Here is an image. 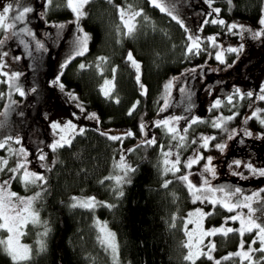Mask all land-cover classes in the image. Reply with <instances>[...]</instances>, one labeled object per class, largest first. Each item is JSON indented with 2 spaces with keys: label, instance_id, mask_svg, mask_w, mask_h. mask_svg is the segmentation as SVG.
<instances>
[{
  "label": "trees",
  "instance_id": "1",
  "mask_svg": "<svg viewBox=\"0 0 264 264\" xmlns=\"http://www.w3.org/2000/svg\"><path fill=\"white\" fill-rule=\"evenodd\" d=\"M215 3L221 9L220 18L228 23L236 22L252 28H257L261 8L264 7V0H233L235 7L231 11L226 0H215ZM42 4L41 0L37 1L26 26L36 34V39L44 43L45 50L37 49L32 37L26 39L28 42L24 46H17L15 41L12 42L21 70L18 84L25 91V96H19L9 87H0V114L7 112L6 115H0V138L7 135L21 138L23 146L33 153L28 157L31 161L29 170L45 174L50 192L45 193L43 200L36 204L40 209L41 221L46 220L51 228L46 238V251L39 252L36 244L39 238L37 233L42 228L28 223L24 227L22 239L30 245L32 258L20 261L19 264H112L109 254L97 240L96 219L107 222L116 233L120 264H189L183 259L188 251L183 247L186 241L184 223L188 210L202 203H193L186 185L171 173L162 175L163 156L159 145L163 144L166 151L169 143L174 145L175 142L170 141L163 134V129L155 127L153 122L165 116L189 115L187 109L192 104L191 115L207 122L189 129L188 140L193 139L194 133L215 134L217 140L212 141V145L217 142L226 144L223 152L211 148V145V150L200 149L205 156L214 157L213 164L217 175L211 180L212 185L222 186L223 182L229 188L239 187L244 196L264 189V177L252 176L244 167V162H247L256 168H264V126L256 119H250L246 124L243 122L244 117L252 111L248 107L251 102L247 97L243 100L234 99L237 107L233 111H238L239 115L228 122L227 127L235 129L239 134L232 140H227L225 133L210 126L211 119L218 114H231L226 97L235 88H240L242 92L253 91V99L259 93L254 79L243 75L246 68L245 52L248 50L243 41L244 36L241 38L229 33L226 25L211 23L197 33L202 38L218 34L217 43L224 48L241 43L244 45L238 58L235 53L225 52L227 64H222L214 58L220 49L207 42L205 46L213 54L212 57L205 52H201L199 56L186 55L185 50L190 42L184 27L166 13L151 6L149 0H91L84 8L87 15L81 20L83 28L91 37L89 50L84 56L75 57L67 63V67L61 70L63 75L60 81L65 89L79 97L76 102L82 103L86 112L96 113L99 124L90 120L84 134L75 135L71 147L52 152L48 147L51 139L43 117V107L51 94L50 79L47 76L51 50L47 47L46 37L42 35L41 29L50 23L70 18L72 12L66 7V0H54L53 5L43 14ZM126 4H131L137 10L143 9L144 13L136 18V31L130 37L123 34L125 29L116 7ZM145 16L147 20L144 19ZM214 16L215 14L212 18ZM202 21L203 19L196 22V29L201 26ZM129 52L141 65L140 83L146 87V95H142L140 83L136 81L137 70L126 60ZM100 56L108 58L107 63L101 65L103 75L95 67L97 57ZM81 63L91 67L81 70ZM113 67L117 69L113 99H106L100 89L105 78L112 79ZM193 68H196L195 72L191 71ZM248 74L252 76L251 70ZM174 77L178 79L173 82L166 96L164 86ZM180 89L185 91L181 92ZM117 97L119 103L114 102ZM217 98L225 102L224 106L209 111L210 105ZM10 99L15 101L11 107ZM165 99L169 107L166 111H160ZM136 101L140 103L129 116L128 111ZM261 102L257 100L255 106L261 107ZM141 122L147 125L145 131L148 137L155 136L157 145L144 144L145 136L138 127ZM184 125L185 121L181 120L177 126L182 129ZM128 130L135 135L122 136V140L114 141L101 135V132L120 135ZM244 130L251 131L253 135H244ZM13 147L19 145L14 144ZM196 147L197 145H191L180 149L181 171L176 176L189 171L183 165ZM41 148L47 153L46 163L52 166L50 172L41 168L40 162L35 159ZM121 155L136 170L130 173L131 182L123 187L124 196L117 198L111 190L113 181L104 178L118 173L115 165ZM0 156L6 157V150H0ZM237 159L242 162L239 168L232 164ZM15 160L14 156L10 158L8 167L14 166ZM203 164L204 161H201L190 170L192 175L189 178L197 186L204 179L201 175ZM234 171L243 172L248 178L233 175ZM9 175L11 174L7 173L4 179ZM167 179H171L173 183L165 189L161 185ZM101 180H104L103 184L100 183ZM11 190L32 195L38 188L30 186L26 190L17 178L12 182ZM72 196H95L98 201L114 204L115 207L101 206L94 211L72 209L68 207ZM203 204L211 207V214L207 215V225L224 223L227 217L236 214L228 212L219 204ZM174 215L177 217L176 227L172 228L170 224ZM227 224L234 229L239 227L238 222L228 221ZM6 234V230L0 229V239ZM254 235L255 232L251 235L245 233L243 237L236 232L217 234L206 237L203 244L215 243L212 254L215 259H221L229 253H235L241 239L245 241L247 249V243ZM256 255L258 257L260 254ZM0 264H14L2 246ZM196 264L213 262L201 257ZM222 264H241V259L233 257L222 260ZM243 264L248 262L244 261Z\"/></svg>",
  "mask_w": 264,
  "mask_h": 264
},
{
  "label": "snow or ice",
  "instance_id": "2",
  "mask_svg": "<svg viewBox=\"0 0 264 264\" xmlns=\"http://www.w3.org/2000/svg\"><path fill=\"white\" fill-rule=\"evenodd\" d=\"M54 0H45V4L48 6L53 5ZM91 0H66V7L71 10L74 14V23L77 24V34L72 41V50L69 53L68 58L64 64L61 65V68L67 67V63L71 59H74L78 56H84L89 48V41L91 39L90 34L85 32L83 27L80 26V21L86 17L87 13L84 11V8L89 4ZM111 2V0H109ZM229 5V11L235 5L233 0H226ZM151 6L157 8L161 13H166L172 20H176L177 23H180L184 27L185 32L187 33V40L190 42L185 50V54L188 56H199L201 52H205L207 56L212 57V53L208 52L205 42L210 44L212 47L220 49L214 55L215 60L219 61L222 64H227L225 60L224 53H235L237 58L239 57L240 52L243 50L244 45L241 43L238 46H229L224 48L223 45L217 43V35L208 36L202 38L198 34L190 33L188 28L184 26L183 20L180 19V13L177 10V0H149ZM205 3L210 8V11L204 14V19L201 26L196 29V33L203 31V27L209 23L226 25L229 33L233 35H239L243 38L244 34L247 33L252 40L264 42V7L261 8V14L258 19L259 27L253 29L250 26L244 24H237L236 22L228 23L224 19L220 18L219 14L221 9L219 7H213L215 0H205ZM119 14V18L122 24V27L125 29L124 36H132L136 31V18L144 15L143 9H134L131 4H126L125 6H116ZM14 8L13 4H8L0 12V29L5 32L11 31V35L23 34L28 37H32L35 40V47L39 50H45V45L39 39H36V34L32 31L31 28L21 27L18 32L16 31L18 24L27 23V15L32 13L34 9L32 7H22V9L17 10L16 13L9 17L8 13L12 12ZM213 14H215L214 18ZM145 20L148 18L145 16ZM5 21H10L5 23ZM58 29L57 39L60 36V32L63 31L64 24L54 25ZM10 37H5L0 39V45H3ZM0 56H7V53H0ZM108 58L104 56L97 57V63L95 67L99 71L100 75H103L102 64L107 63ZM126 60L131 63V65L137 70L136 81L140 83V68L141 65L138 61L135 60L132 53L127 54ZM235 63V61L233 62ZM5 67L2 61H0V70ZM86 67H91L81 63L79 68L81 70L86 69ZM202 67V66H200ZM231 67V65H228ZM116 67L112 68V79H104L103 86L100 91L101 94L106 99H113V91L115 88V74ZM192 72L196 71V68L191 69ZM2 75L8 80H11V83L8 84V80H0V83H6L8 86L17 92L19 96H25V91L16 83V80L19 78V73L12 74L9 76V73L6 71L2 72ZM63 75L61 71L56 78L52 81V84L58 87L62 92L65 89V86L60 81V77ZM178 78H173L172 81H169L168 84L164 86L165 95L169 94L170 89L173 86V82ZM140 88L142 89V95L147 94L146 87L140 83ZM35 91V89H33ZM181 92H184V89H180ZM69 100L79 101V97L74 94V92L69 91L67 93ZM245 97L251 102L248 107L252 109L250 115L245 116L243 122L246 124L250 119H256L261 126H264V109L256 107V101L264 102V86L259 89V93L255 95L253 91L242 92L240 88H235L233 92L226 97V104L229 106L230 115L225 116L223 113L218 114L215 118L211 119L210 126L213 129L221 130L226 134L227 140H232L239 133L235 129H229L227 127L228 122L234 120L236 116L239 115L238 111H233L237 107L234 103V99L238 98L243 100ZM188 99H191V94H188ZM115 103H119V98L114 99ZM15 101L10 99L9 107L14 104ZM139 101H136L131 109L128 111V115L131 116L132 113L136 110V107L139 105ZM225 104L224 101L217 98L210 105L209 111L213 109H220ZM76 108L80 112H86L85 107L82 103H77ZM169 107L167 99H165L164 104L160 111H166ZM193 105L189 104L187 112L189 115L183 116H169L162 118L160 120L154 121V126L157 128L163 129V134L168 136L170 141L175 142L173 145L169 143L167 150L165 151L164 145H159L160 151L162 153V175L167 176L171 173L177 180L183 182L186 185V188L192 197V202L205 203L208 202L213 206L219 204L225 208L228 212H235L236 214L230 217H227L225 224L228 221L233 223L238 222V228L232 227H212L209 229H204L202 221L207 215L211 213H204L203 211L197 209L194 212L188 213V216L184 223V233L186 236V241L183 243V247L186 248L187 254L183 259L189 264H196V261L201 257L206 258L208 261H212L213 264H222V260L226 261L232 259L233 257H239L241 259V264L244 261H247L248 264H264V203L259 199L258 193H252L251 195L244 196L242 194V189L239 187L229 188L227 186H214L211 183L212 179L216 178V167L213 164L214 157L211 155H204V152L200 149L206 151L215 148L223 152L226 147L225 143L217 142L212 145L211 142L217 140L215 134H205L199 133L193 134V139L188 140L189 129L193 128L194 125L199 123H206L207 121L201 119L198 116L191 115V109ZM7 112L0 115H6ZM75 119H79L77 113L72 114ZM86 119L94 120L99 124V117L96 113H90ZM181 120L185 121L184 127L181 129L177 125ZM140 131L144 134L145 140L143 141L147 146L157 145V140L155 136L148 137V133L145 131L147 125L144 122L139 123L138 125ZM50 128L54 130L53 134L57 137L52 143L48 145L49 149L52 152H55L59 148L71 147L72 140L75 138V135H83L85 128L78 127L72 120H68L63 125L59 121H53L50 124ZM244 135L252 136L253 133L248 130H244ZM101 135L108 136L111 140H122V136H133L135 135L131 130H128L120 135L109 134L107 132H101ZM19 145V147H13V145ZM191 145H197L193 150L191 156L187 157L183 167L187 171L183 175L176 176V173L181 171V155L180 149H186ZM0 150H6L7 156H0V173H10L7 179L0 181V229H4L9 234L7 239H0V246L3 247V250L11 257L14 264H19L20 261L30 260L32 258V249L28 245H22L19 242V237L23 235L22 229L28 224L40 226L42 231L38 232V240L36 241L37 248L39 252L46 251V238L51 231V228L48 225V222L41 221L40 209L36 207V204L43 200L45 193L50 194L48 185V179L45 174L38 173L36 171H30L29 165L31 161L28 159L33 153L29 152L22 144L20 137H13L12 135H7L0 138ZM39 154L35 156V159L40 162V167L44 168L46 171L50 172L52 166H50L47 161V153L43 149H39ZM16 157L15 164L12 167H8L9 159ZM174 157V159H173ZM201 161H204V164L201 165L203 171L201 175L204 176L202 184L197 186L189 178L191 169L194 165H199ZM241 160L237 159L232 162L237 168L241 166ZM55 161L53 162V166ZM230 167L232 165H229ZM115 167L118 169V173L115 175H110L104 178V180L113 181L111 190L117 198L124 196L123 187L125 184L130 183V173L134 172L136 169L131 167L125 162L124 156L121 155L120 160ZM244 167H246L252 176L264 177V168H256L252 164L244 162ZM7 169V172H5ZM233 175H238L241 178L247 179L248 177L244 176L243 172H233ZM19 181L25 189L27 190L30 186H35L38 188L32 195L29 196H20L18 193L11 191V184L13 181ZM104 180H101L100 183H104ZM173 181L171 179L164 180L162 187L167 189ZM174 195V194H173ZM256 203L259 207L254 208L253 204ZM107 207L113 208L114 204L98 201L95 196L83 197V196H72L68 207L72 209H85L88 211H94L97 207ZM247 209V213L243 211ZM177 217L174 215L172 217V222L170 227L175 228ZM195 225V231L199 233L198 236H194L193 231L189 230L187 225ZM95 227L97 228L98 235L97 240L100 245L104 248V251L107 252L111 258L112 264H120L119 261V244L117 242L116 233L108 228L107 222H101L99 219L95 220ZM236 232L240 237H243L245 233L251 235L255 232V235L252 236L251 240L247 243V249H245V241L241 239L239 248L235 253H229L227 256L221 259H215L213 252L215 251V243L209 242L207 245L203 244V240L206 237H212L217 234L227 235L228 233ZM259 244V247L256 245ZM205 248L207 249L205 251ZM257 253L260 255L257 257Z\"/></svg>",
  "mask_w": 264,
  "mask_h": 264
},
{
  "label": "rangeland",
  "instance_id": "3",
  "mask_svg": "<svg viewBox=\"0 0 264 264\" xmlns=\"http://www.w3.org/2000/svg\"><path fill=\"white\" fill-rule=\"evenodd\" d=\"M37 1L38 0H0V12H2L3 8L7 6L8 4H13L14 5L13 11L8 13V16L12 17L16 13V11L22 9V7H32L34 9ZM41 1L43 2V4L41 5V8L43 9V12H42L43 14L50 6L45 4V0H41ZM213 7H219V6L215 3ZM57 9L58 8H56V10ZM177 10L180 13L179 18L183 20V24L188 28L189 32L197 34L196 33V22L204 19V14L209 12L210 8L205 3V0H177ZM31 14L32 13L27 15V23L31 17ZM73 21H74V14L72 13V16L70 18H67L65 20H60L58 22L50 23L46 27H43L41 29L42 35L46 37L45 39H46L47 47L51 50V60L49 62L48 69H47V76L50 79L49 84L51 86V92H50L51 94L43 107V117L48 126V130H49L48 132L50 135L51 143L57 138L53 134L54 130L50 128L51 122L59 121L63 125L68 120H72L73 123H75L78 127L85 128L86 126L89 125V122H90V119H86L85 117L88 114L92 113L89 111L80 112L79 109H77L75 106L77 102L75 100H69L67 96V93L69 92V90L64 89V91L62 92L58 87L52 84V81L56 78V76L62 70L61 65L65 63L66 58H68L69 53L72 50V41L77 34V24H75ZM7 22H10V21H5V23ZM27 23L18 24L16 31L18 32L19 28L21 27H27L26 26ZM56 24L65 25L63 31L60 32V36L58 39H57L58 29L54 27V25ZM80 26L83 27L81 21H80ZM258 27L259 25L257 26V28ZM253 29H256V28H253ZM11 31L12 30L5 32L2 29H0V39H4L5 37H10L6 39L3 45H0V53H4V52L7 53V56H0V61H2L3 64L5 65V67L2 70H0V80H8V78L2 75L3 71L8 72L9 76L15 73L20 74L21 72L20 65L17 62V58H16L15 51L12 46V42L15 41L17 43V46L18 45L24 46L25 42H28L26 41V39L29 38L28 36H25L23 34L11 35ZM243 41L248 49L245 52L246 53L245 54L246 68L243 71V75L248 76L249 78L252 77L255 81V85L257 86L258 89H260L262 86H264V42L252 40L247 33H245ZM22 51L24 52V50ZM249 70H251L252 76L251 74H248ZM18 82H19V78L18 80H16L17 84ZM10 83H11V80H8V84ZM8 84L0 83V87L7 89L9 87ZM9 89L11 88L9 87ZM260 108L264 109V102H261ZM74 112L77 113V115L79 116V119H75L73 117L72 114ZM165 117H168V116H165ZM262 118H264V114H262ZM4 177L5 175L3 173H0V179H1L0 181H2ZM221 183L223 184L222 186L227 185L223 182ZM252 193L253 192H250L247 195H251ZM254 193H258L259 194L258 199L262 203H264V189L260 191L259 190L255 191ZM18 194L20 196H29V194L27 195L22 194V193H18ZM253 207L254 208L259 207V205L254 203ZM197 209L203 211L204 213H209L211 210V207H207L204 204H196L188 210L186 214V218L188 216V213L194 212ZM245 213H247V209ZM99 221L104 222L100 219ZM202 225L204 229H209L212 227H221L222 225L224 227H231L229 224H225V223L207 225V216L202 221ZM108 228L111 229L109 226ZM188 229L193 231L194 236L199 235V233L195 231V225L189 224ZM23 230L24 228L22 229V231ZM8 235L9 234L7 233L3 239H7ZM205 239L206 238H204L203 243ZM19 242L22 245L30 246L27 242H25L22 239V235L19 237Z\"/></svg>",
  "mask_w": 264,
  "mask_h": 264
}]
</instances>
